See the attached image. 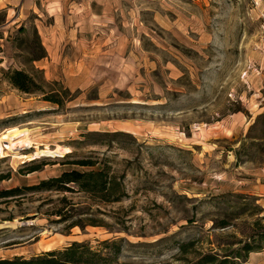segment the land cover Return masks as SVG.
I'll return each instance as SVG.
<instances>
[{"label": "rangeland", "instance_id": "1", "mask_svg": "<svg viewBox=\"0 0 264 264\" xmlns=\"http://www.w3.org/2000/svg\"><path fill=\"white\" fill-rule=\"evenodd\" d=\"M102 162L120 200L0 197V258L109 238L119 262L192 264L250 240L264 264V0H0V188Z\"/></svg>", "mask_w": 264, "mask_h": 264}, {"label": "trees", "instance_id": "2", "mask_svg": "<svg viewBox=\"0 0 264 264\" xmlns=\"http://www.w3.org/2000/svg\"><path fill=\"white\" fill-rule=\"evenodd\" d=\"M42 52L32 57L40 58L45 54ZM7 78L19 89L30 92L40 90V83L34 78L32 73L23 68L14 67L7 71ZM44 97L59 103L60 95L51 91L44 94ZM72 163L84 166L95 165L96 159L75 158ZM39 168L38 165H32L29 168ZM0 178H3L0 177ZM122 178H118L107 164L90 167V169H81L78 167L64 168L56 175L41 178L39 181L29 185H18L0 188V197L3 195H18L23 188L34 189H54L57 191H76L82 190L88 194L96 196L103 201L120 200L124 194ZM227 224L226 219L220 221V225ZM264 237V230L258 232ZM241 240V239H240ZM191 242H183L180 245L186 248ZM261 245L250 240H244L235 247H224L222 254L217 251L201 253L192 264H245L244 259L250 251ZM264 246V245H263ZM120 240L118 239H98L93 244L90 240H71L62 247L49 248L36 252L31 256L23 254L14 255L12 257L0 258V264H140L139 262L122 260L119 262L118 255L120 253ZM257 264H263L261 262Z\"/></svg>", "mask_w": 264, "mask_h": 264}]
</instances>
